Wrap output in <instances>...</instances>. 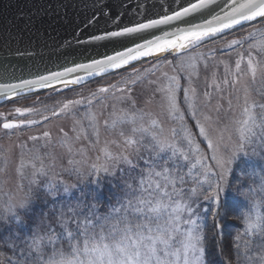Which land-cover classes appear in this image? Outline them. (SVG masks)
<instances>
[{
	"label": "snow or ice",
	"instance_id": "snow-or-ice-1",
	"mask_svg": "<svg viewBox=\"0 0 264 264\" xmlns=\"http://www.w3.org/2000/svg\"><path fill=\"white\" fill-rule=\"evenodd\" d=\"M112 7L123 8V0L110 4L94 0L89 23H98L103 18L106 24L110 22L119 30L105 28L104 34H93L88 40L74 35L76 43L120 42V38L144 39L145 43H137L134 48L117 51L115 55H107L89 64L68 67L62 72L22 79L19 83L0 84V97L12 100L33 89L54 87V82L68 88L86 79L79 75L70 79L74 73L100 76L143 57L174 53L177 61L174 74L161 73L163 83L155 88V92L159 94L160 106L168 117L177 121L179 133L173 128L172 140H161L158 134L150 133V128L158 126L156 120H151L149 127L142 123L137 127V121H143L145 114L122 109L119 114L111 113L115 117L111 125L107 120L104 122L105 127L111 129L131 126L133 135L125 137L122 153L114 154L107 146L101 148L96 162L88 166L86 173L76 167L69 170L68 174L75 178L72 183L61 177L53 179L43 166L37 169L33 163L35 171L33 178L29 179L25 196L18 202L9 198L7 203L0 205V264H264V214L260 211L264 207V0H230V3L225 0L223 4L220 0H188L187 6L181 4L180 10L174 9L172 14H164L162 18H147V22L130 20L134 26L119 24V17L126 13L118 12L113 16ZM77 8V0H56L55 4L48 0L28 13L19 12L18 20L24 22L23 28L14 33L13 25L0 36V52H4L3 59H0V77L7 78L11 74L10 57L31 58L35 55L33 51L22 50L16 45L25 33L30 37L40 34L35 29L38 19L67 18L69 10L75 12ZM137 8L141 6L137 5ZM144 10L147 11L146 7ZM97 12L99 17H96ZM197 15L204 16L205 22L196 23ZM208 16L211 18L207 19ZM176 21L191 26L165 32L155 39L143 35ZM245 25H250L244 29L245 36L230 39L221 48L226 55L236 54L234 68L220 60L219 64L224 65L223 79L217 82L214 72L209 85L214 86L217 94L223 93L224 86L234 90L236 105L241 108V117L235 122L234 141L229 135L232 146L221 152L219 143L223 141V134L214 141L205 126L211 116L202 112L198 115L194 78L198 77L203 54L192 55L190 50L205 40ZM67 47H72V41L67 42ZM229 49L232 52L226 51ZM184 56L189 57L187 65ZM214 58V54L209 57ZM164 62L173 64L166 57ZM157 67L144 71L154 75ZM181 73L187 81L183 87V102L187 114L196 121L195 127L202 138L199 142L178 103ZM139 76V70H135L124 81V87L116 84L102 86L90 97L61 102L58 108L50 110V116L33 107H16L13 113H9L13 115L11 120L0 114V132L10 139L18 132L42 125L53 117H64L73 120L71 131L74 136L69 137L68 132L60 128V143L68 148L69 153L73 143L85 135L84 120L88 121L95 137L93 143L98 144L99 127L92 111L94 100L104 103L105 97L111 94L121 103L130 102L134 109L136 102L131 92L132 86L140 83L136 78ZM258 76V87L245 83L242 89L236 88L246 78L251 85H256ZM149 83L157 84V81ZM241 90L242 105L238 94ZM232 94L230 92L229 97ZM203 95L210 103L212 93L206 91ZM227 104L228 111H234L233 99L228 98ZM221 107L218 103L215 111L219 113ZM80 108L84 109L83 119L77 118ZM33 114H39L43 120L27 118ZM136 133L141 134L139 140L135 138ZM120 135L124 136L123 131ZM42 138L46 144L50 143L51 133L44 131L41 135L29 137L32 141ZM204 142L207 150L201 147ZM20 147L23 149L26 145ZM141 147L147 155L141 152ZM0 159L5 160L6 167V158L0 156ZM69 163H72L71 159ZM24 166L22 161L21 169ZM41 176L45 177L43 182L39 179ZM230 216L243 221L242 248L223 242Z\"/></svg>",
	"mask_w": 264,
	"mask_h": 264
},
{
	"label": "rangeland",
	"instance_id": "rangeland-1",
	"mask_svg": "<svg viewBox=\"0 0 264 264\" xmlns=\"http://www.w3.org/2000/svg\"><path fill=\"white\" fill-rule=\"evenodd\" d=\"M247 33L243 36H245ZM226 34L213 39L205 40V43H201L197 48L190 50L192 55L203 54V59L198 66V77L194 78V86L197 89L198 100L197 108L198 115L202 112L206 115L211 116V120L205 122V126L209 131V135L214 141H218L221 133L223 134V141L219 143V148L221 152H225L228 148L232 146V141L235 139L236 131V121L241 117V108L236 105V93L234 90L229 89L224 86V91L222 94H217L215 92L214 86L209 87L213 79V73H216V80L220 82L224 76V65L219 64L220 60H224L229 63L234 68V61L236 59V54L232 50H226L232 52V55H226L225 51H221L222 46L230 39L239 38L229 36ZM206 46V48L204 47ZM247 45H245L246 47ZM201 49V50H198ZM214 54V59H209L210 56ZM174 56V55H171ZM189 57L184 56L185 65H187ZM167 60H172L173 64L169 65L163 61H154L149 64H143L137 67L140 76L136 77L140 80V83L132 86L133 90L131 92L132 99L135 100V108H131L130 102L125 101L123 103L117 101L111 94H108L104 99V103H97L92 105V111L97 117V123L99 127V143L94 144L93 141L95 137L92 136L91 129L88 127V121L84 120L83 125L85 129V135L81 136L79 142H74L72 146V151L69 153L68 148L63 146L60 141L62 139V133L60 128L63 127L66 132H68L69 137L74 136L71 131L73 127V120L64 117H53L50 121H44L42 125H35L31 129L25 130L23 132H18L13 135L10 139L3 132H0V156H3L7 160V166L5 167V160L0 159V205H3L9 201V198H13L12 202H18L21 200L27 190L29 179L33 178V172L35 169L32 167L34 163L36 168L39 169L41 166L48 172L49 176L53 179L57 177L63 178L65 181L72 183L74 182V177L70 176L69 170L73 167L81 169L83 172L88 171V166L96 162V157L100 155V149L108 147L110 151L114 154L122 153L125 149L124 139L125 137H130L133 135L131 132L130 125H124L123 127L117 126L115 129L105 127L104 122L107 120L109 125H111L114 116L111 113H120L122 109L131 110L133 112H138L145 114L143 121H137V127L142 123L144 127H149L151 120H156L158 126L154 129L150 128V133L158 134L161 140L171 141L173 128L177 129L179 133L178 123L168 117L165 110L160 106V96L155 92V88L163 83V78L161 73L167 72L169 75H173V67L177 61L173 58ZM205 63L207 67H205ZM154 66H158L155 70V74L145 73V69H153ZM134 73V72H133ZM181 75V91L178 93V103L181 109L185 111V118L188 121L189 127L192 130L194 138L197 141H201L202 138L199 136V130L195 127L196 121L192 120L190 115L187 114L186 105L183 102V87L186 86L187 81L183 78V73ZM129 77V76H128ZM128 77H121L118 81L112 84H116L119 87H124V81ZM149 81H157V84H150ZM247 83L251 87L259 86V76L256 85H251V82L247 80H242L240 84L236 86L238 90L242 89ZM111 85V84H110ZM73 89V88H68ZM68 89L62 88L55 91L48 92L45 96L41 98L34 99H20L15 100L6 104L0 105V114L7 116L8 120L13 119V113L16 107L28 108L33 107L39 112H43L45 115H51L50 110L54 107L58 108L61 102L67 101L66 96L64 99L61 97L59 100H52L51 95L54 93L62 94V91ZM212 93L211 102L207 103L203 95L204 92ZM233 92L231 97L229 93ZM241 97L240 104L243 103V92L242 90L238 93ZM120 95V93H117ZM221 95L224 97L221 99ZM233 99L234 111H228L227 99ZM222 105L219 113L215 111L217 104ZM6 105L5 108H2ZM84 109L80 108L77 112V118L83 119ZM43 120V117L39 114H33L31 117ZM201 121L203 117L201 116ZM23 119V118H18ZM2 122V120H0ZM46 125V127H45ZM227 126V130H225ZM162 129V131H161ZM44 131H49L51 133V142L47 143L42 138L38 141H32L29 139L33 135H41ZM123 131L124 136L120 135ZM229 135L232 136V141L229 140ZM141 134L136 133L135 138L140 139ZM150 138V137H149ZM115 142V143H113ZM147 143V139L145 140ZM26 145L25 148H21L20 145ZM203 150H207V143L204 142L201 145ZM141 152H144L143 147H141ZM207 155L210 157L211 152L208 151ZM72 163H69V160ZM23 161L24 167L21 169V162ZM208 163H212L209 159ZM21 171L23 175H21ZM41 182L44 181L45 177H39ZM23 185V188H21ZM38 207H43V205H38ZM263 208V207H262ZM262 208L260 209L261 213ZM264 209V208H263Z\"/></svg>",
	"mask_w": 264,
	"mask_h": 264
},
{
	"label": "water",
	"instance_id": "water-1",
	"mask_svg": "<svg viewBox=\"0 0 264 264\" xmlns=\"http://www.w3.org/2000/svg\"><path fill=\"white\" fill-rule=\"evenodd\" d=\"M47 2L48 0H0V36L4 35L6 28L13 25L14 33L23 28L24 22L18 20L19 12L28 13L30 9L35 10V8ZM100 2L102 4H110L114 3L115 0H100ZM192 2H195V0H192ZM51 3L55 4L56 0H51ZM123 3V8L112 7L111 14L115 16L118 12H125L126 15L120 16L118 23L124 26H134L129 23L130 20L147 22V18H162L164 14H172L174 9L180 10L181 4L187 6L188 0H123ZM93 4L94 0H77V10L73 12L70 9L67 18L45 17L43 20L38 19L35 29H38L40 34L30 37L28 33H25L23 39L19 40L16 45L21 47L22 50L33 51L35 55L31 58L10 57L11 67L9 71L11 74L7 78L0 77V84L17 83L22 79H28L46 70L55 69L70 63L103 59L131 43L141 40L120 38V42L101 41L88 45L77 44L74 35L75 37L88 40L91 39L93 34H104L103 29L105 28L119 30L116 25L110 22L106 24L103 18H100L98 23H89V18L92 17L94 11ZM137 5H140L141 8L138 9ZM145 7L147 11L144 10ZM96 17H99L98 12ZM167 26L162 25L160 28L150 30L149 33L143 35H158ZM30 39L31 43H29ZM68 41H72V47H67ZM3 57L4 52H0V59H3ZM77 75L86 78L87 73L79 72L76 73ZM95 80L85 79L75 87Z\"/></svg>",
	"mask_w": 264,
	"mask_h": 264
},
{
	"label": "trees",
	"instance_id": "trees-1",
	"mask_svg": "<svg viewBox=\"0 0 264 264\" xmlns=\"http://www.w3.org/2000/svg\"><path fill=\"white\" fill-rule=\"evenodd\" d=\"M249 27H250V25L243 27L242 29H239L235 32H232V33H230V35H228V37L229 36H232V37L243 36L246 32L244 29H247ZM204 47L206 48V46H204ZM198 50H201V49L198 48ZM173 57L174 56H167L166 58L169 59V58H173ZM163 60H165V58L152 60V61H149V62H146L143 64H149V63L154 62V61H163ZM143 64H141V65H143ZM139 66L140 65L135 66V67L130 68V69H127V70H124V71H121L119 73L113 74L111 76L95 80L93 82H90L88 84H85V85L77 87V88L62 91V94L54 93L51 95V99L57 101L61 97L64 99V96H66L67 100L68 99H84L86 97H90L92 92H95L99 87H102V86L107 87L110 84L112 85V83H114L115 81H118V79L123 77V76L128 77ZM46 94H48V92L43 93V94H39V95H35L32 97L24 98V99L29 100V99H34V98H41L42 96H45ZM99 102H100L99 100H94V104H97ZM85 103H86V101H85ZM5 107H6V105H4L2 108H5ZM239 199H241L243 201V197H240ZM263 208H262V212L264 214ZM243 228H244V225H243L242 219L235 218V216H230L227 220V223H226V229L224 230L223 242L227 245L239 246L242 248V246L244 244ZM232 259L235 260V256H233Z\"/></svg>",
	"mask_w": 264,
	"mask_h": 264
},
{
	"label": "bare ground",
	"instance_id": "bare-ground-1",
	"mask_svg": "<svg viewBox=\"0 0 264 264\" xmlns=\"http://www.w3.org/2000/svg\"><path fill=\"white\" fill-rule=\"evenodd\" d=\"M220 2L223 4V3H225V0H220ZM228 2L230 3V0H228ZM217 11H219V9H217ZM210 18H211L210 16L207 17V19H210ZM189 19H191V18H189ZM195 22H196V23H204V22H205V17H204V16L197 15L196 18H195ZM190 26H191V25H190L189 23H186V22H184V21H176V22H174L173 24L168 25L167 27H165L164 30H163L160 34H158V35L147 36V38H148V39H155L157 36H163V35L165 34V32H176V31H178V29H180V28H187V27H190ZM246 26H248V25H245V26H243V27H246ZM239 29H242V28H241L240 26H237L236 29L231 30L230 32H226V33H224V34H221V35H219V36H223V35H225V34H227V33L235 32V31H237V30H239ZM219 36H218V37H219ZM145 42H146V41H145L144 39L137 40L136 42L131 43L130 45L125 46L124 48H122L121 50H118V51H127V49H128L129 47L134 48V47H136V44H137V43H145ZM116 52H117V51H115V52H114L113 54H111V55H115ZM168 55H174V53H157V54H155V55H153V56L143 57V58H141V59L138 60V61H133L131 64H129V65L123 67V68L115 69V70H110L109 72L104 73V74H102V75H100V76H88V75H86V80H88V79H89V80H91V79H96V80H97V79H100V78H104L105 76L107 77V75H113V74H116V73H118V72H121V71H124V70L130 69V68H132V67L138 66V65H140V64L146 63V62H148V61L161 59V58L166 57V56H168ZM105 58H106V57H105ZM103 59H104V58H103ZM92 62H93V59L90 60L89 62H82V63L89 64V63H92ZM78 64H80V63H77V62H76V63H70V64H67V65H64V66H61V67L55 68V69H51V70H48V71L46 70V71H44V72H42V73H40V74H37V75H34V76L28 78V79H35V78L38 77V75H49V74H51L52 72H56V71H61V72H62V71H64L66 68H68V67H76ZM75 76H76V73H74L73 76L70 77V79H74ZM19 82H20V81H18L17 83H19ZM75 86H76V85H70L68 88H73V87H75ZM62 88H64L63 84H61V83H59V82H54V87L43 88V89H33L31 92L24 93V94H22L21 96L16 97V98H14V99H12V100H7L5 97H0V105L5 104V103H8V102H11V101H15V100H18V99H21V98H26V97H29V96H31V95L40 94V93H44V92H51V91H55V90H57V89H62ZM68 88H65V89H68Z\"/></svg>",
	"mask_w": 264,
	"mask_h": 264
}]
</instances>
